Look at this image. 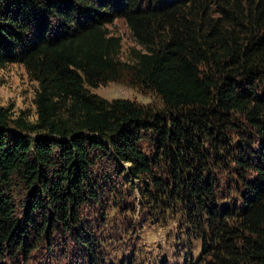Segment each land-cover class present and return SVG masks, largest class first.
<instances>
[{"label":"trees","instance_id":"obj_1","mask_svg":"<svg viewBox=\"0 0 264 264\" xmlns=\"http://www.w3.org/2000/svg\"><path fill=\"white\" fill-rule=\"evenodd\" d=\"M117 19L143 48L132 65ZM13 64L38 84L37 119L0 108V264L74 235L102 161L187 206L206 234L191 264H264V0H0V70ZM125 69L163 109L90 92Z\"/></svg>","mask_w":264,"mask_h":264},{"label":"rangeland","instance_id":"obj_2","mask_svg":"<svg viewBox=\"0 0 264 264\" xmlns=\"http://www.w3.org/2000/svg\"><path fill=\"white\" fill-rule=\"evenodd\" d=\"M108 28L112 36L122 41L121 61L132 65L135 52L143 48L125 20L117 19ZM37 89L38 84L22 65L13 64L0 70V108L10 109L15 116L25 112L31 121L37 119ZM90 92L109 101L127 99L143 106L164 108L161 98L139 86L129 69L124 70L119 80ZM248 137L254 138V130L230 127L227 132L228 141ZM253 146L258 147L259 143ZM205 150L211 151V145L206 144ZM130 166V163L100 162L95 167V178L100 183L101 202L83 207L78 231L71 235L56 230L29 258L8 256L4 264H191L203 259L201 235L206 234L198 221L189 218L187 206L147 200L143 188L149 185V180L132 177ZM158 173L162 177L166 175ZM214 173L220 176L222 171L218 169ZM226 185L224 180L222 191L228 194ZM78 234L85 243L77 241Z\"/></svg>","mask_w":264,"mask_h":264}]
</instances>
